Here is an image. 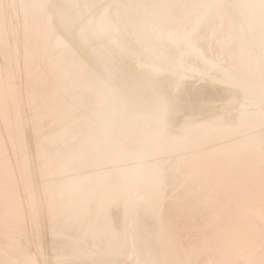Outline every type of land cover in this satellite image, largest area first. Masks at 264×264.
I'll return each mask as SVG.
<instances>
[{
    "label": "bare ground",
    "instance_id": "1",
    "mask_svg": "<svg viewBox=\"0 0 264 264\" xmlns=\"http://www.w3.org/2000/svg\"><path fill=\"white\" fill-rule=\"evenodd\" d=\"M0 50V193L12 206L6 217L0 200V226L23 223L18 193H27L29 213L45 211L41 228L58 264L69 256L73 264H116L131 246L140 264H183L193 252L176 232L187 205L194 222L196 193L212 220L227 215L225 193L240 199L227 216L264 207V0H0ZM19 77L36 111L32 157ZM195 78L206 84L190 87ZM7 142L17 149L15 167ZM242 184L248 192L237 198ZM255 216H246L249 224ZM252 226L245 237L225 229L235 236L217 242L229 249L248 237L252 247L264 234ZM7 232L0 264H29ZM255 260L248 263L264 264V255Z\"/></svg>",
    "mask_w": 264,
    "mask_h": 264
},
{
    "label": "rangeland",
    "instance_id": "2",
    "mask_svg": "<svg viewBox=\"0 0 264 264\" xmlns=\"http://www.w3.org/2000/svg\"><path fill=\"white\" fill-rule=\"evenodd\" d=\"M106 1H108V0H106ZM105 2V1H104ZM1 51V50H0ZM1 54H0V65H2V64H4L3 63V61H2V52H0ZM192 79H194V78H192ZM192 79L188 82V85L190 86V87H194V88H198V87H201V86H203V85H205L206 84V81H204V80H202L201 81V79H198V78H195V80H193L192 81ZM196 79H197V81H196ZM18 80V81H17ZM24 80H26L25 82L26 83H24L23 81ZM199 81H201V82H199ZM14 82L18 85V87H20L19 89L21 90L20 91V93L23 95V96H21V97H24V98H20V100L19 101H21V99L23 100V102H21V103H23V104H25V106L24 107H22L23 109L25 108V110H24V113H25V119L26 118H28V119H26V120H28V121H26V126L24 127V131H23V138H22V140L26 143V146H27V151H29L28 153H29V155L32 157V155H34V149H35V142H33V140L34 139H32V138H30L31 136H29L30 134L29 133H31L30 132V130L32 129H30V127L28 126V125H31L30 124V120H31V115L33 116V114L34 113H36V111L35 110H33L32 108H31V106H29V102H27L28 101V99H27V97H25V94L27 93V92H24V91H26L27 89H28V84H27V79H26V77H19V78H16L15 80H14ZM193 82V83H192ZM197 82V84L195 85L194 83H196ZM203 82V83H202ZM19 83V84H18ZM24 83V84H23ZM190 83V84H189ZM27 84V85H26ZM26 89H25V88ZM25 90H24V89ZM31 88L29 87V89L28 90H30ZM24 90V91H23ZM23 91V92H22ZM23 93H25V94H23ZM25 99H26V101H25ZM27 103V104H26ZM9 104H10V106H12L11 104H12V101H9L8 102V106H9ZM10 106H9V109H10ZM27 106V107H26ZM30 107V108H29ZM27 108H28V110L30 111V109H31V111H30V113H29V111L27 110ZM26 111H28V112H26ZM31 112H32V114H31ZM34 112V113H33ZM26 115H27V117H26ZM28 115H29V117H28ZM181 117H183L184 118V115H182ZM30 118V119H29ZM29 122V123H28ZM28 123V124H27ZM29 127V128H28ZM3 124L1 125V123H0V129H1V133H2V131H3ZM29 131V132H28ZM32 131V130H31ZM27 137V138H26ZM28 137H29V139H28ZM25 139V140H24ZM32 140V141H31ZM32 142V144H31V142ZM30 145H29V144ZM9 143L7 142L6 143V146L8 147V151L6 150L7 149V147H5L6 149L4 150V153H5V158L7 157V155H8V157L10 156H13V157H15V154L17 153V149L15 148V146H14V150L12 151V143H10L11 144V146H10V149H9V145H8ZM32 145V146H31ZM34 145V146H33ZM12 148V149H11ZM16 150V151H15ZM13 157H11V158H6V160L8 159V161H9V159L11 160ZM15 159V158H14ZM16 161V160H15ZM10 164H12V166L13 167H15V165H13L15 162L13 161V159H12V163H11V161L9 162ZM31 166L34 168L35 166H36V162L35 161H31ZM16 182H18V183H16ZM16 185H18L17 186V188L18 187H20V185H23V183H21V182H19V180L17 181L16 180ZM21 183V184H20ZM243 186L245 187V188H243ZM22 188H23V186H21ZM18 188L19 189V191L20 192H26L25 191V189L23 188V190H22V188ZM240 187L241 188H238L239 190L237 191L238 193H240V194H236V197L237 198H239V197H243V193L244 194H247V192H248V190H246L245 191V189H248V186H246V185H240ZM243 190H244V192H243ZM18 191V192H19ZM167 193H169V192H167ZM230 193H232V192H230ZM20 194V195H19ZM27 193H18V198H20V196H21V198H20V202H18V203H20L19 205V207H20V209L18 210V212L20 211V210H23V212H22V216H21V221L23 222V223H21L19 226H21V227H19V226H17V227H15V226H0V232H7V231H9V233H8V237L9 238H13V239H15L16 240V243L17 244H19V246L22 248V247H24V248H22L25 252H26V254L28 255V261H29V264H31V257L33 256V258H34V260H35V264H38L37 262H39V264H41V262H42V264H46L49 260V263H47V264H52L51 263V261H53V260H55V259H53L54 257L52 256V254L54 255V253H52V249L50 248L51 246H50V244H48V243H46V244H48L47 246H46V244H45V242L46 241H50V236H48L49 234L47 233V231H45L44 230V228H41L42 226L44 227V225L42 224V219H43V216L45 215V211L43 212V211H38L37 213H38V215L39 216H42L41 218L40 217H36L35 215L34 216H32L33 214H31V213H29V210H30V208L28 207L29 206V204H28V201H29V199L28 198H24V197H26L25 195H26ZM177 193L176 192H174L173 194H172V196L174 195H176ZM197 194V197H196V201H195V204H194V207H195V212H194V214L192 215V216H194L193 218H196V219H193L192 218V220H194V222H190V221H192L191 219L189 220V222H190V224H191V226H189V224H188V219H189V216L191 215L190 213H191V208L190 207H188V205L182 210V213L184 212L186 215H187V217L186 216H182V217H184V219L186 220V222L184 221V223H182V221L184 220L183 218H181V220L182 221H179V223L181 222L182 223V225H181V223L178 225L180 228H177V231L178 232H176L177 234L176 235H178L177 237H178V244L180 243V242H182L181 244L183 245V247L185 248V247H187V248H185V249H188V251L189 250H191V252H193L192 254H191V259H189L190 257H188L187 259H185L184 261H186V262H184L183 264H191V262L189 261V260H191L192 261V264L195 262L196 264H222L221 262H222V260L223 261H225V259H227V258H225V257H227L226 255H230V256H228L230 259L228 260L227 259V261H225V262H230L231 261V264L233 263V264H235V263H239V264H249L250 262L249 261H253V260H255V259H257L258 257L260 258L261 257V255H264V242H263V240L264 239H262L261 237H264V236H262V235H264L263 233L261 234V236H258V238H256L254 241H253V243L255 242V241H257V242H255L254 243V246H252L251 247V245H253V244H251L252 243V241L250 240V239H248V237H247V240H245L244 241V244H243V239H244V237L246 236V235H248L250 232H252V229L254 228V226H252V225H258L260 228H261V230H262V232L264 231V225H263V223H264V214L263 215H261V212H264V211H261V210H263L264 209V207L262 206L261 207V205H258V207L259 208H257V204H256V206H252L253 207V209L255 210V208L254 207H256V209L257 210H253L252 208H250L249 210L251 211V213H250V211H248L249 212V215H248V213H246V212H242V211H239V213H241L242 212V214H239V213H235V214H238L239 215V217H238V215H236L235 216V214L233 215V216H235V218L234 217H230V215L231 214H229V216H227L228 215V213H229V211L230 210H233L234 208H236V206L238 205V206H240V203H237V202H239V200L237 199L236 200V202H235V199L234 200H232L231 198L232 197H229V194L228 193H225L226 194V197L228 196V198H226L225 197V199H224V201H226V202H224L223 203V207H224V210H225V207H226V214L227 215H223V216H227V217H223L222 216V218H217V219H213L212 220V215L209 213V209L210 208H208L207 207V205H206V202H205V197L201 194V193H196ZM239 197H238V196ZM241 195V196H240ZM0 196H1V198H0V200L2 201V194L0 193ZM24 196V197H23ZM173 196V197H174ZM245 196V195H244ZM27 197H28V194H27ZM172 197V198H173ZM26 199H28L27 201H26ZM227 199H229V200H227ZM4 200L5 199H3V202H4ZM22 200V201H21ZM23 200H25V201H23ZM232 200V201H231ZM250 200V199H249ZM18 201H19V199H18ZM230 202V204H229V202ZM24 202V203H23ZM228 202V203H227ZM241 202V201H240ZM1 203V202H0ZM226 203L228 204V205H226ZM23 206H22V205ZM232 204V205H231ZM2 205L3 206H5L6 204H5V202H4V204L2 203ZM226 205V206H225ZM234 205H235V207H234ZM262 205H264V202H263V204ZM1 206V205H0ZM3 206H1V211L3 212V210L2 209H4L6 206L7 207H12L11 205H9L8 206V203H7V205L5 206V207H3ZM22 206V207H21ZM201 206V207H200ZM6 207V208H7ZM24 207V208H23ZM5 208V209H6ZM23 208V209H22ZM28 210V212H26L27 210ZM231 208V209H230ZM237 208H241V207H237ZM25 209V210H24ZM253 210V212H252V210ZM258 209H259V212H258ZM5 211V213H4V215L6 216V217H10V215H9V211H8V208H7V213H8V215L9 216H7V214H6V210H4ZM1 212V213H2ZM31 212V211H30ZM256 212H258V216H260V219H259V217H256L255 216V214H256ZM0 213V214H1ZM11 213V212H10ZM24 213H26L25 215H24ZM19 214L21 215V211L19 212ZM248 217V216H255V217H252V219H254V222H257V224H249V222H248V218L245 216V215ZM251 214V215H250ZM3 215V214H2ZM29 217H28V216ZM32 217H31V216ZM37 215V216H38ZM189 215V216H188ZM240 215H242V216H240ZM244 215V216H243ZM1 216V215H0ZM24 217V218H23ZM31 217V218H30ZM186 217V218H185ZM230 217V219H226V218H229ZM239 219H238V218ZM241 217V218H240ZM244 217H246V218H244ZM30 218V219H29ZM33 218V219H32ZM35 218V219H34ZM237 218V219H236ZM256 218L258 219V220H261L260 222L262 223V221H263V223L261 224V223H259L258 224V221H255L256 220ZM226 219V220H225ZM231 219H234L233 221L231 220ZM236 219V220H235ZM245 219V220H244ZM263 219V220H262ZM33 220V221H32ZM208 220H209V222L211 223V221L213 222V223H216L215 225H213L212 223L210 224L209 222H208ZM217 220V221H216ZM219 220V221H218ZM229 222H228V221ZM231 220V221H230ZM240 220V221H239ZM35 221V222H34ZM221 221V222H220ZM225 221H227L226 223H223V222H225ZM30 222V223H29ZM32 222H34V223H32ZM37 222H38V225H37ZM239 222H241V223H239ZM247 223V224H244V223ZM29 223V224H28ZM186 223V224H185ZM210 224L211 226H208V227H206L207 226V224ZM243 223V224H242ZM251 223V222H250ZM23 224V225H22ZM35 224H36V227H35ZM188 224V226H186ZM196 224V225H195ZM202 224V225H201ZM204 224H206V226H205V230H204ZM208 224V225H209ZM222 224V225H221ZM240 224V225H239ZM30 225V226H29ZM40 225V226H39ZM193 225V226H192ZM226 225V226H225ZM232 225H234V226H232ZM241 225H242V227L243 226H245V228H244V230H243V228L241 227ZM25 226H27V227H25ZM177 226V227H178ZM185 226H186V228H185ZM214 226L216 227L215 229H214ZM221 226V227H220ZM223 226H225V227H223ZM228 226H230V227H228ZM238 226H240V227H238ZM247 226L249 227V228H247ZM6 227V228H5ZM15 227V228H14ZM19 227V228H18ZM34 227H35V229H34ZM191 227V228H190ZM198 227H200V228H198ZM231 227H232V229H233V233H235V235L236 236H239L238 234H240V236H242L243 234V236L244 237H242L243 239H241V237H240V239H239V237H236V238H238L237 240H239L241 243H242V245L240 244V242H237V243H235V242H233L234 243V245H235V247L237 246V244L238 245H240L239 246V248L240 249H242V251L239 249L238 250V246H237V248H236V250L234 249L235 247L233 246V243L232 244H230V242L228 243V245L230 244L231 246L230 247H228L229 249H227V247H225L224 248V246H227L226 244L227 243H225V242H227V238L225 239V237L227 236H225V235H223V233L224 234H228L226 231H225V229H228V230H232L231 229ZM237 227V228H236ZM250 227H252V228H250ZM25 228V229H24ZM181 228H183V229H181ZM185 228V229H184ZM194 228V229H193ZM201 228H203V231L201 230ZM210 228V229H209ZM220 230H219V229ZM238 228H239V230H238ZM32 229V230H31ZM39 229H40V231H39ZM237 231H236V230ZM249 229V230H248ZM3 230V231H2ZM23 230V231H22ZM30 230V231H29ZM36 230V231H35ZM42 230V231H41ZM179 230H181V231H179ZM187 230H188V232H187ZM192 230H194V231H192ZM210 230V231H209ZM219 232H218V231ZM246 230V231H245ZM197 231H198V234H197ZM201 231H202V234H203V232H204V234L202 235L201 234ZM238 231H242L241 233L239 232V233H236V232H238ZM249 233H248V232ZM254 231H256V230H254ZM19 232V233H18ZM24 232V233H23ZM33 232V233H32ZM46 232V233H45ZM180 232V233H179ZM184 232H185V234H186V236H185V234H184ZM193 232H195L196 234H197V236H196V234L195 233H193ZM218 232V234H215V233H217ZM220 232H221V234H220ZM229 232V231H228ZM231 232V231H230ZM230 232H229V234L228 235H232V238H233V236H235L233 233L232 234H230ZM247 232V233H246ZM22 233V234H21ZM28 233V234H27ZM11 234V235H10ZM13 234V235H12ZM24 234V235H23ZM31 234V235H30ZM36 234V235H35ZM38 234H40V236H43V234H44V236H45V238L44 237H42V238H40L39 240H40V242L38 241ZM42 234V235H41ZM188 234V235H187ZM194 234H195V236H194ZM212 234H214V235H212ZM220 234V236H218L217 237V235H219ZM246 234V235H245ZM29 235V236H28ZM38 235V236H37ZM182 235V236H181ZM190 235V236H189ZM199 235V236H198ZM212 235V236H211ZM216 235V236H215ZM221 235L222 236H225L224 238H223V240H226V241H222V242H224L225 243V245H224V243H222L221 244V241L220 242H217L219 239H221V238H219V237H221ZM14 236V237H13ZM24 238H23V237ZM188 236V237H187ZM193 238H192V237ZM207 236V237H206ZM29 237V238H28ZM31 237V238H30ZM182 237V238H181ZM183 237H185V238H183ZM199 237V238H198ZM229 237H231V236H229ZM4 238V239H3ZM26 238V239H25ZM34 238V239H33ZM187 238V240L185 241V239ZM190 238V239H189ZM200 238H202L201 240H200ZM205 238H206V241H205ZM211 238V239H210ZM217 238V239H216ZM219 238V239H218ZM230 239V238H228L230 241H233V239ZM235 237H234V239H236ZM262 240H261V239ZM31 239V240H30ZM45 239V240H44ZM48 239V240H47ZM181 241H180V240ZM183 239V240H182ZM196 239V240H195ZM198 239V240H197ZM211 241H209V240ZM212 239H214L213 241L215 242V244H214V242H212ZM246 239V238H245ZM257 239H260V241L259 240H257ZM14 240V241H15ZM22 240H23V242L25 243H22ZM29 240V241H28ZM44 240V241H43ZM204 240V241H203ZM222 240V239H221ZM228 240V241H229ZM237 240H234V241H237ZM242 240V241H241ZM4 241V242H3ZM8 240H7V238L6 237H4L3 235H1L0 234V255H1V253L4 251H7L6 249H7V246L6 245H4V244H6L5 242H7ZM18 241V242H17ZM185 241V242H184ZM188 241H189V244H188ZM192 241V242H191ZM195 241V242H194ZM198 241V242H197ZM203 241V242H202ZM209 241V242H208ZM260 243H259V242ZM261 241H262V243H261ZM33 242V243H32ZM247 242V243H246ZM37 245H36V244ZM183 243H185V244H183ZM190 243L191 244H193L192 246L194 247V249L196 250H194L193 248H191L190 246ZM200 243V244H199ZM214 244V246H212V245H210V248H212V249H210V248H208L209 247V245L208 244ZM217 243V244H216ZM219 243L221 244V245H223V246H221V245H219ZM245 243H246V245H245ZM197 244V245H196ZM199 244V245H198ZM208 245V247H207V245ZM255 244H257L256 246H255ZM262 244V245H261ZM2 245H4V248H2L3 246ZM30 245V246H29ZM32 245V246H31ZM34 245V246H33ZM40 245H42L41 247H40ZM187 245H189V247L187 246ZM219 245V246H218ZM245 245V246H244ZM250 245V246H249ZM38 246V247H37ZM45 246V247H44ZM50 246V247H49ZM131 246V245H130ZM212 246V247H211ZM215 246H217L216 247V249H215ZM234 248H233V247ZM260 246H262V247H260ZM37 247V248H36ZM132 247H133V249H134V246H131V247H129V249H131V251H129V253H128V255H126L127 257L128 256H130V257H128V259H129V261H127L128 259H126L127 257L125 256V257H123V259L121 258L120 260H119V263L117 262L116 264H132V261H133V263L134 264H140V263H138L137 262V256L136 255H134V253L136 254V249L134 250V252H133V250H132ZM182 247V248H183ZM234 249V252H230V250L232 251L233 249ZM250 247V248H249ZM6 248V249H5ZM36 248V249H35ZM48 248V249H47ZM202 248V249H201ZM207 248V249H206ZM218 248V249H217ZM223 248L225 249V251H227V252H225L224 250H223ZM252 248V249H251ZM261 248V249H260ZM45 250V251H43V250ZM47 249V250H46ZM51 249V250H50ZM184 249V250H185ZM198 249V250H197ZM209 249V250H208ZM221 249H222V251H221ZM250 249V250H249ZM263 249V250H262ZM41 250V251H40ZM202 251V252H200V251ZM208 250V251H207ZM217 250H219L220 251V253H219V251H218V253L220 254V255H218L217 254V256H216V253H217ZM40 251V252H39ZM45 253H43V252ZM47 251V252H46ZM51 251V253H49ZM211 251H212V253L213 254H211ZM223 251H224V254H225V256H224V258L223 259H219V257L218 256H222L221 254H223ZM237 251V252H236ZM245 251H246V253H245ZM248 251V252H247ZM259 251V252H258ZM41 252H42V254H41ZM184 252V251H183ZM185 252H186V250H185ZM184 252V253H185ZM195 252L196 253H198V255L197 254H195ZM210 252V253H209ZM262 252V253H261ZM37 253V254H36ZM47 253V254H46ZM201 253V254H200ZM207 253V254H206ZM209 253V254H208ZM227 253V254H226ZM236 253V254H235ZM241 253V254H240ZM259 253V254H258ZM51 254V255H50ZM131 254L132 255H134V256H131ZM232 254V255H231ZM235 254V255H234ZM257 254V255H256ZM32 255V256H31ZM50 255V257L51 258H48L47 256H49ZM182 255V254H181ZM194 255V256H193ZM211 255V256H210ZM240 255V256H239ZM255 255V256H254ZM259 255V256H258ZM2 256V255H1ZM46 256V257H45ZM183 256V255H182ZM193 256V257H192ZM199 256V257H198ZM206 256V257H205ZM214 257V256H216V258L214 259V258H208V257ZM257 256V257H256ZM132 257H133V259H132ZM134 257H135V259H134ZM201 257H203V258H201ZM240 257V258H239ZM248 257V258H247ZM36 258V259H35ZM69 258V260L67 261L65 258H64V260L62 261V260H60L62 263H65V264H73V260H72V258H70V256L68 257ZM67 258V259H68ZM125 258V259H124ZM196 258H198V259H196V261H195V259ZM199 258H201V259H199ZM233 258V259H232ZM255 258V259H254ZM52 259V260H51ZM181 259H183V258H181ZM48 260V261H47ZM66 260V262H64ZM71 260V261H70ZM136 260V261H135ZM188 260V261H187ZM203 260V261H202ZM215 260H216V262H215ZM217 260H221V261H219L220 263H218V261ZM243 262H242V261ZM244 260H246V262L244 261ZM256 261V260H255ZM56 262V260L54 261V264H58L57 262ZM60 262V263H61ZM126 262V263H125ZM129 262V263H128ZM188 262V263H187ZM209 262V263H208ZM235 262V263H234ZM249 262V263H248ZM254 262V261H253ZM59 263V264H60ZM74 263H75V261H74ZM194 263V264H195ZM224 264V263H223ZM226 264V263H225ZM252 264V263H251ZM254 264V263H253Z\"/></svg>",
    "mask_w": 264,
    "mask_h": 264
}]
</instances>
